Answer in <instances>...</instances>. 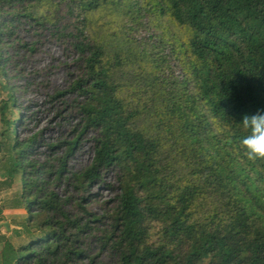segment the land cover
<instances>
[{"label": "trees", "instance_id": "1", "mask_svg": "<svg viewBox=\"0 0 264 264\" xmlns=\"http://www.w3.org/2000/svg\"><path fill=\"white\" fill-rule=\"evenodd\" d=\"M27 28L68 42L83 99L77 133L44 161L36 137L17 136L25 117L5 70L34 51ZM0 73L20 113L0 108V189L20 175L29 213L3 264H93L80 238L105 218L100 251L117 264H264V161L240 145L243 117L264 111V0H0ZM85 132L94 158L70 171ZM108 171L104 216L56 191L86 196Z\"/></svg>", "mask_w": 264, "mask_h": 264}, {"label": "rangeland", "instance_id": "2", "mask_svg": "<svg viewBox=\"0 0 264 264\" xmlns=\"http://www.w3.org/2000/svg\"><path fill=\"white\" fill-rule=\"evenodd\" d=\"M41 31L37 33L27 28L20 32L22 41L33 45L34 51L12 54L13 62L9 63L5 70L9 75V84L16 88L18 107L25 117V123L18 128L17 136L21 140L36 137L34 154L38 160L44 161L53 153L60 157L65 152V144L56 151H51L49 145L70 141L77 133L82 118L78 106L83 99L77 91L72 90V83L78 74L76 53L65 40L60 41L51 35H43ZM5 83L0 73V108L5 107L10 117L19 118V111H12L10 101L7 100L11 91L4 88ZM2 125L0 117V131L3 129ZM92 137V132L83 134L78 147L67 160V168L70 171H81L92 163L94 158ZM20 183L19 175L11 189H0V217L4 222L0 230V253L3 252L8 239L1 232H8L10 229L22 233L29 215L24 203L20 201ZM115 187V175L108 171L103 177V182L91 187L86 196H79L77 192L72 193L65 182L60 183L56 191L61 197H73L72 202L83 197L86 200L82 205L91 214L99 217L112 211L113 199L117 194V191L113 190ZM79 216L78 212H73V217ZM109 226L110 220L107 218L103 219L102 223H91L92 230L80 238L82 246L87 247L90 254L97 255L93 264H117L114 256L106 251H100L101 232ZM9 236L16 245L24 241V236L19 238L13 233H9Z\"/></svg>", "mask_w": 264, "mask_h": 264}, {"label": "clouds", "instance_id": "3", "mask_svg": "<svg viewBox=\"0 0 264 264\" xmlns=\"http://www.w3.org/2000/svg\"><path fill=\"white\" fill-rule=\"evenodd\" d=\"M242 129L246 133L240 139L244 155L252 162L264 161V111L245 115L242 120Z\"/></svg>", "mask_w": 264, "mask_h": 264}, {"label": "crops", "instance_id": "4", "mask_svg": "<svg viewBox=\"0 0 264 264\" xmlns=\"http://www.w3.org/2000/svg\"><path fill=\"white\" fill-rule=\"evenodd\" d=\"M1 181H3V179H1L0 178V183H1ZM2 226H4V222H3V220H2V218L0 217V230H1V227ZM10 229H8V232H1V234L4 236V237H8V239L6 240V241H10V242H12L11 241V237L9 236V233L10 234H14L15 236H18L19 235V231H14V230H11L10 232ZM19 238L21 237V236H18ZM13 243V242H12ZM14 244V243H13ZM21 244V243H20ZM20 244H18V245H16V244H14L15 246H19ZM2 246V245H1ZM4 246V245H3ZM1 255H2V252L0 253V264H3L2 263V259H1Z\"/></svg>", "mask_w": 264, "mask_h": 264}, {"label": "bare ground", "instance_id": "5", "mask_svg": "<svg viewBox=\"0 0 264 264\" xmlns=\"http://www.w3.org/2000/svg\"><path fill=\"white\" fill-rule=\"evenodd\" d=\"M47 85V84H46Z\"/></svg>", "mask_w": 264, "mask_h": 264}]
</instances>
